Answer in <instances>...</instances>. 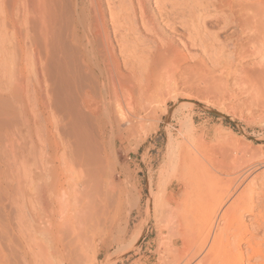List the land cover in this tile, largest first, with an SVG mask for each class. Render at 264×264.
Wrapping results in <instances>:
<instances>
[{"label":"bare ground","instance_id":"1","mask_svg":"<svg viewBox=\"0 0 264 264\" xmlns=\"http://www.w3.org/2000/svg\"><path fill=\"white\" fill-rule=\"evenodd\" d=\"M149 6L148 0H0V26L15 36L14 56L3 66L8 78L0 81V264H92L83 250L93 243L90 229L108 221L105 209L116 196L113 206L121 203L112 183L103 184L114 173L107 151L136 127V120H124L122 101L151 108L165 90L174 106L194 98L240 117L246 106L254 123L264 113V0ZM12 127L14 134H2ZM250 159L240 165L229 153L211 173L201 155L178 156L180 172L168 187L175 185L169 194L186 248H174V262L164 264H264V209L250 225L243 219L256 203L253 193L242 195L247 179L264 176V157ZM222 179L230 184L225 180L218 197ZM192 190L202 215L184 205ZM116 255L99 264H116Z\"/></svg>","mask_w":264,"mask_h":264},{"label":"rangeland","instance_id":"2","mask_svg":"<svg viewBox=\"0 0 264 264\" xmlns=\"http://www.w3.org/2000/svg\"><path fill=\"white\" fill-rule=\"evenodd\" d=\"M148 5L150 8L152 7V0H148ZM2 11L0 8V25L4 17ZM158 23L163 25L161 20H158ZM4 28L0 29V41L4 47V50H0V81L7 80L6 67L3 66L9 62L10 56H14V54H10V50L14 47V30ZM9 48L11 49L9 50ZM12 52L14 53L13 50ZM24 57L23 61L26 64H23V73L26 80L30 82L33 79L31 64H29L31 62L28 56L25 57L26 60ZM171 74L177 79V71L172 70ZM163 93H161L163 95L160 97L161 99L166 97V94ZM160 98L156 100V103L151 104V108L147 106L148 104L141 105L132 101H122L120 104L122 115L125 118L123 119L136 120V127L125 135L112 151L107 149V154H109L105 160L106 165L108 164L110 171L115 174H112L111 182L105 181L103 184L109 188L112 183L110 188L113 189L114 196L117 193L121 195V203L119 206H113L116 204V196L114 204L112 202V206L109 205L108 209H105L104 215L108 221H101L102 223L99 222L90 229L91 234L89 235H92V240L94 239L93 243L91 242L93 245L87 244L88 247L84 246L83 250L88 258L90 257L92 264L105 262L107 256L116 255L115 253L118 254L113 257L121 255V259L116 264L173 263L175 260L174 248L179 252L186 248L185 241L177 238L181 230L176 216L177 204L175 197L169 194L175 185L173 183L171 187H168L169 182L178 175L176 173L180 172L179 164H177L180 154L186 157L194 154L201 155L202 160L204 159L205 169L211 173H216L219 169L216 162L229 157V153L236 158V162L239 161L240 165V162L245 158L252 160L264 157V113L254 123V120L247 117L249 112L246 113V106L239 108L243 112L240 117L239 113L226 114L215 106L206 105L194 98L180 99L178 106H174V103L166 98L159 103ZM244 107L246 110L243 109ZM148 108L153 113H149ZM51 118L50 120H52ZM52 121L50 122L52 123ZM52 131L54 132V130ZM2 134H14V127L9 132ZM219 149L225 151L227 155L225 156L223 152L224 156L218 154ZM11 166L14 168V163ZM190 175L192 181H195L193 176L196 174L192 175V170ZM253 176L254 174L247 179L245 189L242 191L243 196L253 193V198L256 201L253 214L243 213V219L249 225L264 209V195L261 194L264 192V176L256 180H253ZM242 177L243 174L239 179ZM225 180L228 185L230 184L227 179L220 180L215 191L217 192L215 195L218 197L223 195L221 193L228 186ZM182 198L184 205H193L196 208V216L203 213L202 210L199 211L201 199L196 190L188 192ZM241 212L240 209L237 210L235 216ZM105 222L106 224H104ZM217 228L221 230L225 228L222 220L218 221ZM113 238L121 239L114 243ZM102 240L109 243L102 247V245L100 246ZM133 242L136 245L132 246ZM97 247H101L99 248L101 250L96 255ZM241 247L245 249L246 246L242 244ZM106 264H111V262Z\"/></svg>","mask_w":264,"mask_h":264}]
</instances>
